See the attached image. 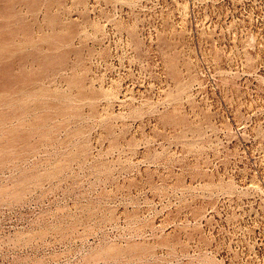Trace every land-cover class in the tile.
Instances as JSON below:
<instances>
[{
  "label": "rangeland",
  "instance_id": "obj_1",
  "mask_svg": "<svg viewBox=\"0 0 264 264\" xmlns=\"http://www.w3.org/2000/svg\"><path fill=\"white\" fill-rule=\"evenodd\" d=\"M0 8V264H264V0Z\"/></svg>",
  "mask_w": 264,
  "mask_h": 264
},
{
  "label": "bare ground",
  "instance_id": "obj_2",
  "mask_svg": "<svg viewBox=\"0 0 264 264\" xmlns=\"http://www.w3.org/2000/svg\"><path fill=\"white\" fill-rule=\"evenodd\" d=\"M2 1H3V0H2ZM3 4H4V3H3ZM4 5H5V4H4ZM6 5H7V3H6ZM1 7H2V6H1ZM8 7H9V5H8ZM8 7H7V8H8ZM10 7H11V6H10ZM4 8H5V6H4ZM7 8H6V9H7ZM0 9H1V8H0ZM8 11H9V10H8ZM8 11H7V12H8ZM10 11H11V9H10ZM10 11H9V12H10ZM3 12H4V11H2V13H3ZM13 13H14V12H13ZM8 14H9V13H8ZM0 15H1V14H0ZM11 15L13 16V14H11ZM8 18H10V17L8 16ZM12 18H13V17H12ZM16 18H17V16H16ZM6 19H7V18H6ZM2 20H3V19H2ZM14 20H15V19H14ZM4 22H5V21H4ZM7 22H9V21H7ZM10 22H11V19H10ZM7 24H8V23H7ZM13 24H14V23H13ZM13 24H12V25H13ZM0 25H4V26H2L3 28L6 26L5 24H0ZM8 25H9V24H8ZM15 25H16V24H15ZM6 27H7V26H6ZM6 27H5V28H6ZM13 27H14V26H13ZM3 28H2V29H3ZM5 28H4V29H5ZM0 29H1V26H0ZM0 33H1V32H0ZM5 33H7V31H6ZM7 34H8V33H7ZM4 35H6V34H4ZM10 36H11V35H10ZM3 38H4V37H3ZM55 40H56V39H55ZM0 41H1V40H0ZM7 41H8V40H7ZM2 50H3V49H2ZM0 53H1V52H0ZM8 53L10 54V52H8ZM9 54H8V55H9ZM3 55H5V54L3 53ZM1 57H2V55H1ZM21 57H22V56H21ZM7 58H8V57H7ZM3 59H5V58H3ZM1 60H2V59H1ZM5 62H7V61L5 60ZM9 63H10V62H9ZM0 65H1V63H0ZM3 65H4V64H3ZM8 66L11 67L12 65H11V66L8 65ZM0 67H1V66H0ZM51 67H52V66H51ZM6 68H7V67H6ZM6 68H5V69H6ZM2 69H3V68H2ZM7 70H8V68H7ZM9 70H11V69L9 68ZM2 72H5V71L2 70ZM6 72H8V71H6ZM12 72H13V71H12ZM22 72H23V71H22ZM9 73H10L11 76H12V73H11L10 71H9ZM14 73H15V72H14ZM20 74H21V73H20ZM3 75H4V74H3ZM7 75H9V74L7 73ZM15 75H16V74H15ZM18 76H19V75H18ZM20 76H21V75H20ZM32 76H33V75H32ZM4 77H6V76L4 75ZM22 77H23V76H22ZM24 77H25V76H24ZM28 77H29V76H28ZM33 77H35V76H33ZM2 78H3V77H2ZM14 78L16 79V77H14ZM20 78H21V77H20ZM31 78H32V77H31ZM26 79H27V78H26ZM26 79H25V80H26ZM3 80H4V79H3ZM3 80L1 79V81H3ZM9 80H10V79H9ZM9 80H8V81H9ZM13 80H14V79H12V83H14ZM21 80H22V78H21ZM21 80H19V81H21ZM23 80H24V79H23ZM1 81H0V82H1ZM4 81H5V80H4ZM9 82L11 83V80H10ZM21 82H23V81H21ZM12 83H11V84H12ZM6 84H7V83H6ZM19 85H20V84H19ZM2 86H3V85H2ZM8 86H9V85H8ZM16 86H17V85H16ZM20 86H21V85H20ZM0 88H2V87H0ZM3 88H4V87H3ZM9 88H10V87H9ZM6 89H7V88H6ZM0 91H1V90H0ZM6 91H7V90H6ZM0 94H1V93H0ZM3 94H5V93H3Z\"/></svg>",
  "mask_w": 264,
  "mask_h": 264
}]
</instances>
